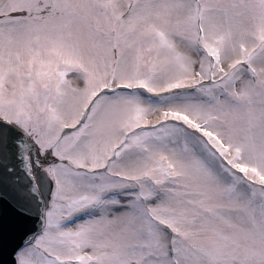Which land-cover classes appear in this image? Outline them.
<instances>
[{"label": "snow or ice", "instance_id": "snow-or-ice-1", "mask_svg": "<svg viewBox=\"0 0 264 264\" xmlns=\"http://www.w3.org/2000/svg\"><path fill=\"white\" fill-rule=\"evenodd\" d=\"M0 264H264V0H0Z\"/></svg>", "mask_w": 264, "mask_h": 264}]
</instances>
